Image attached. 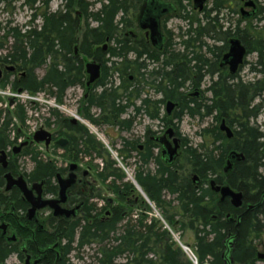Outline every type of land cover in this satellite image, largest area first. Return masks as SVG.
Instances as JSON below:
<instances>
[{"label": "trees", "instance_id": "obj_1", "mask_svg": "<svg viewBox=\"0 0 264 264\" xmlns=\"http://www.w3.org/2000/svg\"><path fill=\"white\" fill-rule=\"evenodd\" d=\"M12 1L0 0L6 4ZM35 1L25 0L24 3L32 6ZM50 1L42 0L44 10L40 29L25 26L21 32L18 27L11 26L10 21L1 28L7 38H14L13 54L8 53L7 58H16L17 63L23 66L31 64L32 67H18L17 72L24 71L25 75H18L12 81L7 75L0 81V87L10 84L13 91L43 92L60 104L68 88L80 87L86 94L79 107L81 116L95 126L115 128L119 133L130 132L136 119L147 117L160 121L163 126H172L177 135L178 124L184 116L210 117L214 123L203 128L201 134L212 137L211 149L204 148L202 144L193 146L183 137L179 156L182 159L177 155L167 163L159 151L155 153L158 145L150 137L156 133L147 126L141 139L121 137L117 156L125 165H129V158L135 159V181L172 229L192 232L194 251L200 262L224 264L221 258L223 241L231 233L236 235L231 252L232 264H256L257 251L253 242L264 234V202L253 210H248L247 205L257 204L264 193V131L254 123L262 107L255 101L264 94L263 30L251 31L247 22L252 17L242 16L233 28L230 25L223 27L217 17L224 8L222 0H215L211 8L203 10L201 19L197 13L188 15L185 12L183 0H173L178 5L177 17L186 21V28L178 35L177 44L182 51L175 50L170 30H164L168 39L158 53L141 38L132 40L124 37L123 30L129 26L126 22L129 7L126 0H61L64 12H49L47 6ZM96 3L99 7L93 10ZM76 10L81 22L79 15L70 16ZM229 10L232 11L230 7ZM263 12L259 7L254 15L264 21ZM90 21L95 22V26H90ZM243 22L247 24L242 27L240 24ZM230 37L241 40L247 55L256 53L257 60L250 71L259 76L257 79L243 80L239 76L241 68L232 75L225 67H219ZM206 40H211L212 44ZM106 41L112 44L103 51L102 45ZM76 43L79 60L70 49ZM48 56L52 62L44 68ZM87 58L101 63L99 78L88 86L84 68ZM59 61L65 66L59 67ZM37 68L44 69L41 77L35 73ZM205 79L207 85L202 89ZM195 89H201L203 98L188 95ZM205 92L210 97H205ZM166 101L176 103L170 117L162 112ZM92 108L99 110L97 116L91 113ZM14 110L13 115L23 124L24 109L17 105ZM3 113L6 112L0 108V119ZM52 115L59 126L58 132L65 133L70 141L64 148L63 158H77L80 153L100 159L101 166L95 167L98 183L109 188L118 201L98 207L96 202L90 203V196H86L80 217L50 221V232L35 234L37 244L63 243L64 261L61 264H72L67 261V255L74 251L79 253L91 245L97 247V264H189L161 220L148 216L150 205L141 197L135 198L133 185L125 180V173L104 145L84 125L72 124L57 111ZM6 116L0 123V149H5L10 143L8 132L12 120ZM222 120L233 129L231 138H227L216 124ZM46 124H50L49 120ZM140 140L142 149L139 148ZM111 146L114 147L113 144ZM233 151L240 153L243 159L234 161L225 172L226 159ZM24 153L33 163L31 172L25 176L31 181L47 180V192H54L52 179L58 170L54 162L42 159L29 147ZM150 164L154 166L152 169ZM185 165L187 169L184 170ZM189 171L192 174L189 175ZM2 173L0 169V177ZM211 179L216 184H225L240 191L242 206L236 209L229 199L219 200L209 186ZM91 196L103 198L100 190ZM0 200L3 202V195H0ZM107 208L109 214L104 215ZM14 252L16 248L6 245L0 237V264ZM77 258L82 259L78 254Z\"/></svg>", "mask_w": 264, "mask_h": 264}, {"label": "rangeland", "instance_id": "obj_2", "mask_svg": "<svg viewBox=\"0 0 264 264\" xmlns=\"http://www.w3.org/2000/svg\"><path fill=\"white\" fill-rule=\"evenodd\" d=\"M88 2H93L94 0H87ZM105 2L106 0H102ZM215 0H208L205 4L206 9H209L212 7V4ZM25 0H13L9 4L0 2V35L2 34L1 28L5 25H7L8 21H10L11 26H16L19 29H21V32L25 30V26L27 25L28 19L31 18L32 13H39L41 14L44 10V6L42 4V0H36L35 3L32 6H29V4L24 3ZM126 2L129 4L128 11L126 14L127 24L131 26H127L126 29L123 31L127 32L129 30H135V16L137 14V1L136 0H126ZM221 2V1H220ZM61 3V0H51L47 6V10L49 12H55L59 8V5ZM185 12L188 13V15L197 13L192 10V0H183L182 1ZM255 3L257 7L264 10V0H255ZM222 6L224 7L217 15L219 18V23L223 25V27L231 26V28L234 27L237 19L240 17L234 10L236 8L239 10V5L235 7V4H233V0H222ZM240 6H242L240 4ZM99 4L96 3L93 6V10L95 8H98ZM228 7H230L231 10L234 11H228ZM35 9H37L35 11ZM249 11L250 9H246ZM192 12V13H191ZM198 14V13H197ZM212 15H215V13H212ZM264 16V12L262 14ZM198 17L201 19V14H198ZM40 22H36V24H39ZM250 25L251 31H262L264 32V21L259 20V17H254L250 19L249 22H247ZM247 23H241L240 26H244ZM186 21H183L179 17H172L170 20L166 23V28L170 30L171 33V40L174 44L175 50L182 51V48L179 47L178 43V35L186 28ZM28 26V25H27ZM90 26H95V23L93 21H90ZM30 27V24L29 26ZM119 28L120 25H119ZM122 32V30H119ZM136 31V30H135ZM208 44H212L211 40H206ZM112 43H109V46ZM128 58H131V55L128 56ZM257 60L256 53H250L246 55L245 62L242 64L241 70L239 71V76L245 80H254L257 79L259 76L253 72L250 71V68L255 65V62ZM85 61L90 62L91 60L85 59ZM154 65V64H153ZM151 65V67L153 66ZM109 66V63H108ZM43 68L35 70V73L38 77H41L43 75ZM115 84L117 85L118 82L116 80V76L113 77ZM207 85V79L204 80L202 83L201 88L203 89ZM13 94H18L16 92L11 91L7 87H0V108L3 109L4 114L1 115L0 123L5 119L7 116L6 114L11 117V125H10V131L9 134V140L15 141L17 143L19 139L25 140L27 137L31 139V136L33 132L38 129L39 127H43L45 130L50 132L51 134L55 135L59 129V126L55 123V118L52 115V112L57 111L63 115V117L71 118L75 117L77 118L78 123L84 125L90 134H92L98 141H100L104 147L107 149L109 153H111V158L118 159L117 166L122 169V171L125 173V180L130 182V179H134V171H135V159L129 158L128 164L125 165L120 161V158L117 156L116 149H119L121 147L122 141L120 140L121 137L127 138V139H141L145 127H149L151 131L157 132L156 135H162L163 132L168 128L172 126H163V124L160 121L157 120H150L148 118H140L136 119L135 123L133 124L132 130L130 133L126 132H118L115 128H108V126H101L100 128L96 127L95 125L91 124L88 120L84 119L80 113L78 112V108L80 107L81 99L84 97V91L80 87H71L68 88L65 91L62 104L57 103L53 97L46 93H39V94H28L25 92H20L17 97H13ZM150 94L153 95V92L150 91ZM205 97H210V94L208 92H205ZM13 97V101L11 104H9L8 99ZM157 97V96H154ZM203 98V94L200 92V95L198 98ZM53 102L55 105L59 106L58 108H55L53 106H50L49 103ZM260 102L262 107L260 114L258 115L257 119L254 121L255 124L260 126V128L264 131V94L255 101V103ZM17 105H20L25 112V120L24 123H20L19 120L15 115H13V112L15 111V107ZM66 111V112H65ZM70 112L69 113H67ZM162 112H165V105L162 106ZM71 113L75 114L71 116ZM91 113L93 115L97 114L98 111H95L94 109L91 110ZM46 120H49V125L46 124ZM88 122L96 131L92 132L91 129L88 127L84 121ZM211 123H214V121L210 117H205L203 119H200L197 117H188L184 116L181 120V122L178 124V134L177 136L181 139L185 137L188 139V141L191 143V145L196 146L198 144H202L204 148L211 149L213 147V141L211 136H206L201 134V130L207 126H209ZM217 125H220L219 122L216 123ZM90 129V130H89ZM233 130V129H232ZM231 130V131H232ZM19 134V136H17ZM98 134L103 136V140L98 137ZM16 139V140H15ZM111 144L114 145V147L111 146ZM142 144V140H140V143ZM29 148L33 150L34 152H37L39 156H41L42 159H49L53 160L57 164H63V161H61V151L60 150H45L43 143L39 144H32ZM155 151V150H154ZM182 152V144L181 147L178 149V159H182L180 156ZM157 153V151H155ZM177 159V160H178ZM18 164L20 165V168L23 169L24 172H28L31 168V161L29 159V156L23 155L19 158ZM93 165H99L101 166V160L96 159L95 162H93ZM154 166L150 164V168L152 169ZM187 169L186 165L184 170ZM189 175L192 174L191 171H189ZM262 173H264V170H262ZM129 176V177H128ZM192 176V175H191ZM190 176V177H191ZM192 178V177H191ZM134 187V185H133ZM106 187H101V197L102 200L97 201V206L104 205L105 199H112V201L117 202L116 195L114 193H111L109 191L105 190ZM134 196L135 198L141 197L140 192L138 189L134 187ZM142 198V197H141ZM143 199V198H142ZM144 200V199H143ZM145 201V200H144ZM148 204V203H147ZM151 212L147 213L148 216H154L157 219H160L161 217L160 212L154 208L151 207ZM133 213H136L134 211ZM162 224H165V226L168 227V231L172 237V240L174 244L180 249V246L178 243H183L189 245L192 249H194L193 246V234L189 230H180L175 231L172 229L166 221L163 219L161 221ZM177 239V240H176ZM178 242V243H177ZM253 244L256 247V251L260 253H264V234H261L259 237H257ZM96 245H91L86 248H83L77 252H71L68 256L69 262L72 264H78V263H84V264H97L96 263ZM77 254L82 257V259L77 258ZM185 258V256H184ZM5 264H22L19 262L14 255L9 256ZM256 264H264V261H258Z\"/></svg>", "mask_w": 264, "mask_h": 264}, {"label": "flooded vegetation", "instance_id": "obj_3", "mask_svg": "<svg viewBox=\"0 0 264 264\" xmlns=\"http://www.w3.org/2000/svg\"><path fill=\"white\" fill-rule=\"evenodd\" d=\"M136 1H137V5H138L137 6V14L135 16V22H136L135 23V25H136L135 30L136 31L135 30H132V31L129 30V31L125 32L123 35H124V37L130 38L132 40H137L138 38L139 39L141 38V39H143V41L146 43V45L148 47H150L152 50H154L158 53H161V51L163 50V47L165 45V42L168 39L167 34L164 31V30H168L166 28V23L170 20V18L177 17V15H178L177 14V11H178L177 2L173 1V0H136ZM207 1L208 0H205L202 9L198 10V9L194 8L193 0H192V10L197 12L198 14H201L203 12V10H206L205 4ZM246 1H248V0H233V4H235V7H236V5L237 6L239 5V8H238L239 10H237L236 8H234V10L240 16L242 15V13H241L242 9L246 12H251L253 10L252 7H245L244 6V3ZM252 1L254 3L255 10L257 11L258 7L255 3V0H252ZM60 4L61 5H59V8L57 9V11L64 12L63 2L61 1ZM161 4H164L166 6V8H163V9L168 10L167 13H164L159 17V27H160L161 34L163 35L164 41H163L162 46L155 47L151 42V38H150L151 31H150V29L147 27L142 28L140 25V22H141L143 15L145 14V12L149 11L148 9H150V11L153 14L160 13L161 10H159V8H160L159 6ZM240 4L242 6H240ZM246 9H250V10L247 11ZM36 10L37 9H35V11ZM232 12L234 13L233 10H232ZM76 15H79L78 17H80V14L77 10L75 11V14L70 15V16H71V18H74V16H76ZM254 17H255V15L252 16V18H254ZM81 21L82 20L80 17L79 22H81ZM36 22H40V23L36 24ZM42 23H43L42 16L39 13H32L31 18L28 19V21H27V25L29 26V24H30L29 28L35 27V28L40 29ZM129 26H131V25H129ZM230 38H237V37H230ZM0 44H1V46H0V81H3L7 75H9V80H11V81L14 80L15 77H17L18 75L24 76L25 75L24 71L17 72L18 67H24L26 69V68H31L32 65L26 64L23 66V65L16 62L17 61L16 58H14V60L7 58L8 53L13 54L12 47L14 44V38H12L11 36L7 38L5 36V30H3L2 34L0 35ZM228 47H229V45H228ZM108 48H109V42L106 41L105 44L102 45V50L107 51ZM245 48H246V46H245ZM70 49H72V52H73V55L75 56V58L77 60H79L80 55H79V50H78V44L76 43V44L72 45ZM227 51H228V49H227ZM227 51H225L224 53H226ZM61 53H65L64 50L63 51L61 50ZM246 55H247V49H246ZM106 57H108V55H106ZM221 57H220V61H219V67H221V68L225 67L226 70H228L227 65H221ZM87 59L94 61V60H92V58H87ZM51 62L52 61H51L50 56L46 57V61H45V64L43 67L44 68L47 67L48 65L51 64ZM94 62H96V61H94ZM96 63H98L100 65V73H101V63H99V62H96ZM58 65H59V67L65 66L64 62H61V61L58 62ZM130 79H131V77H130ZM86 80H87V75H86ZM6 87L11 90L10 84H8V86H6ZM11 91H13V90H11ZM13 92H16V91H13ZM200 92H201V89H195L193 92H190L188 95L192 98H198L200 95ZM83 96L85 97L86 94H84ZM13 97L15 98V96H13ZM13 97L8 99L9 104H11L12 101L14 100ZM166 102L164 104L165 105V114L168 117H170L172 115L175 107L172 109V111L170 113H168L166 110ZM172 102H174V101H172ZM174 105L176 106L175 102H174ZM92 109H94L95 111H98V113H99V110H97L96 108H92ZM77 110L80 113V109L78 108ZM98 113L93 115V116H97ZM123 116H125V115H123ZM145 118H147V117H145ZM222 121H224V120H222ZM10 125H11V123H10ZM10 125H9V131H10ZM96 127H98V126H96ZM98 128H100V127H98ZM108 128H110V127H108ZM58 131H59V129H58ZM58 131L55 135L52 134L51 141L47 146L45 145L44 142H42L45 150L51 149L54 151L56 149V150H60L62 153L61 161H63V164H57L53 160H50V162H54L55 166L58 169L55 172L54 177L52 179V184L55 187L54 192H52V193L47 192V180L42 179L39 181H31L27 176H25V174L30 173L32 168H33V163L31 161L30 157H29V159L31 161L32 166L27 173L24 172L23 169H21L20 165L18 164L19 158L23 155H26L24 153L25 149L30 147L35 142L31 143V139H29V137H27L25 140L19 139V141L17 143H15V141L9 140L10 143L8 144V146L5 149L4 148L0 149V151H4V153H5V162H6L5 167H3L2 163L0 162V169L3 171V173L0 177L2 180V186L0 187V195H3V199H4L3 202H1V200H0V226L5 225L4 233L2 230H0V237L2 238L3 242L6 245L13 246L16 248V252L10 254L9 256L14 255L16 257V259L19 262H21L22 264H34V262H37L36 264H61L64 261L63 252H62V248H61L63 243L59 244L58 241H54V243L39 246L37 244L34 236L37 232H41V231L46 232V233L50 232L51 231L50 226H49L50 221L61 220V219L65 220L66 218L64 216H53L52 211L47 207L42 208V209H38L32 215L29 216L28 215V209H29L30 205L25 200V198L21 194L20 190L18 188H16L15 186L10 188V189H6V180L4 178L6 173H10L13 176V178H15V179L19 176L23 177L24 181L26 182L28 189H32V185L34 183H40L43 199L58 198L59 185H58V181L56 178L57 174H59L63 179L67 178L69 176V174H73L74 175L73 183L66 189V199L64 202L60 203L61 208L68 209V210L73 209L76 206H79L78 209L75 211V214L70 215L67 218L68 220L76 219L83 214L82 211H83V208L85 205L84 203L86 201V196H90L89 201L92 204L95 202L97 203L98 200H102V198L96 199V198H93L95 196H91V195H95L96 190H100V192H101V187H102V185H100V183H98V180L96 178L95 165H93V162H95V160L97 158H94L93 156H87L85 154H80V153H79V157H77V158H75L74 156L69 157L67 159L63 158L64 157L63 155L65 154V151H66L64 148L69 146L70 141H69V139L65 133H63V132L59 133ZM153 132H155V131H153ZM128 133H130V132H128ZM155 133L157 134V132H155ZM163 136H165V135H163ZM174 136H177V135L174 133ZM158 137H161V135H155L153 137H150V139L153 138L155 140V142L158 145V148L155 149V151L160 152V150L162 149V143L160 141L156 140V138H158ZM31 138H32V136H31ZM165 138H166V140L168 139V141L170 142L171 138L169 139V138H167V136H165ZM58 139H65L66 143H64L62 146L58 145V144H56V140H58ZM179 140H180L179 144L181 145L182 141L180 138H179ZM26 141L28 142L26 145L22 146L20 149L15 151V148L17 146H19V144L26 142ZM35 144H39V143H35ZM142 147L143 146L140 144L139 148L142 149ZM45 160L49 161V159H47V158H45ZM71 165H75V166L73 168H71ZM216 185H225V184H216ZM105 190L113 193L107 187ZM14 194H16L15 199H14ZM33 194L35 195L34 190H33ZM106 202L109 203L110 205L113 203L112 199H105V203ZM105 203H104V205H105ZM101 206H103V205H100L98 207H101ZM108 214H109V209L107 208L104 210V215H108ZM239 217H240V215L238 216V218ZM12 237H14V239H12ZM19 255L22 256L21 259L19 258ZM68 256L69 255H67L66 258H67V261L69 262ZM27 257H29L28 262H26ZM5 261L3 264H5ZM258 261H264V259H258L256 262H258Z\"/></svg>", "mask_w": 264, "mask_h": 264}, {"label": "water", "instance_id": "obj_4", "mask_svg": "<svg viewBox=\"0 0 264 264\" xmlns=\"http://www.w3.org/2000/svg\"><path fill=\"white\" fill-rule=\"evenodd\" d=\"M205 0H193V5L195 9L201 10L203 7ZM245 7H252L253 10L251 12H246L243 9L241 10L242 17L243 18H249L255 13V7L252 0H248L244 3ZM160 13L153 14L150 9L149 11H146L143 15L140 25L142 28H149L151 31L150 38L151 42L155 47H160L163 44L164 38L161 34L160 27H159V17L167 13L166 6L164 4H161L159 6ZM228 51L224 53L221 57V65H227L228 71L230 74H235L238 70V68L243 64L244 57L246 56V48L241 43V41L238 38H230L228 40ZM85 72L88 74V81L87 85L93 83L96 79L99 78L100 75V65L94 61L87 62L85 64ZM19 92L21 89L18 90ZM174 102L167 101L166 102V110L168 113L172 111L174 108ZM70 122L72 124H75L77 122V118L73 117L70 119ZM220 130L224 131L226 133V137L230 138L232 137V131L231 129L225 124L224 121H221L220 123ZM166 134L169 136L168 138H171V142L166 140L165 136L163 139H160V142L162 143V156L167 160V162L171 163L174 158L177 156V149L179 147V139L174 137V132L172 129H168L166 131ZM52 138V134L45 130L43 127L38 128L32 138L31 143H42L44 142L47 146ZM167 141V142H166ZM28 142H23L19 144L15 148V151L20 149L22 146L26 145ZM66 143L65 139H58L56 140V144L63 145ZM169 143V144H168ZM0 162L2 163V166H6L5 162V153L4 151H0ZM239 159H243L237 154L236 152H231L226 160V166L224 168V171L227 172L234 161H238ZM75 165H71V168H73ZM6 180V189H10L12 187H16L20 190L21 194L25 198V200L29 203L30 207L28 209V215H32L36 210L42 209V208H49L52 211L53 216H64L66 219L70 215H74L75 211L78 209L79 206L74 207L73 209H63L60 207V203L64 202L66 199V189L73 183L74 175L69 174V176L65 179H63L59 174L56 175L59 190H58V198L55 199H43L42 198V191H41V184L40 183H34L32 185V189H28L26 182L24 181L23 177L19 176L16 179L13 178V176L10 173H6L4 176ZM130 182L134 185L136 189L141 193V195L146 199V196L141 188L138 186L136 181L134 179H130ZM210 187L213 191L217 192L220 196V200L223 199H229V202L232 207L238 209L242 206V193L240 191H236L229 187L228 185H216L214 180L212 179L210 181ZM33 190L35 191V195L33 194ZM264 202V193L260 199V201L255 205H248L249 210H253L257 208L261 203ZM240 218V217H239ZM238 218V219H239ZM238 221L236 223V226H238ZM0 230L5 231V225L0 226ZM236 235L229 233L227 238L223 241V247L224 251L222 252V258L224 259L225 264H232V256L231 252L233 251V241L235 239ZM14 239V237H12ZM257 257L259 259H264V253H258ZM29 257H27L26 262H28ZM37 262H34L36 264Z\"/></svg>", "mask_w": 264, "mask_h": 264}, {"label": "bare ground", "instance_id": "obj_5", "mask_svg": "<svg viewBox=\"0 0 264 264\" xmlns=\"http://www.w3.org/2000/svg\"><path fill=\"white\" fill-rule=\"evenodd\" d=\"M27 26V25H26ZM49 105L50 106H53V107H55V108H58L59 109V106H57V105H55V103H53V102H50L49 103ZM60 110V109H59ZM66 112V111H65ZM67 113H69L70 114V112H68L67 111ZM73 115H75V114H73V113H71V116H73ZM84 123H86L87 125H88V127L91 129V131L92 132H95L96 133V131H95V129L88 123V122H86V121H84ZM89 129V130H90ZM168 129H172L171 127H168L164 132H163V134L161 135V137H158V138H156V140L157 141H160V139H163L164 138V136L163 135H165V136H167V138L169 137L167 134H166V131L168 130ZM219 129H220V125H219ZM37 130V129H36ZM35 130V131H36ZM34 131V132H35ZM172 131L174 132V130L172 129ZM34 132H33V134H34ZM222 132H224V131H222ZM175 133V132H174ZM225 133V132H224ZM33 134H32V136H33ZM225 135H226V133H225ZM98 137L100 138V139H102L103 140V136H101L100 134H98ZM174 137H176V138H178L179 139V137H177V136H174ZM231 138V137H230ZM30 139V138H29ZM170 139V138H169ZM170 142H171V140H170ZM180 143V140H179V142H178V144ZM180 148V144H179V147H178V149ZM178 149H177V155H178ZM233 152H235V151H233ZM237 153V152H236ZM159 154L161 155V157H162V159L165 161V162H167V160L165 159V158H163V156H162V149L160 150V152H159ZM237 154H239V156L240 157H242V155L240 154V153H237ZM175 159V158H174ZM227 160V159H226ZM167 163H169V162H167ZM226 166V165H225ZM129 177V176H128ZM194 179H196V177L194 176ZM131 183V182H130ZM132 184V183H131ZM141 190V189H140ZM215 192V191H214ZM215 193H217V192H215ZM141 194V193H140ZM218 194V193H217ZM248 205H250V204H248ZM248 205H247V207H248ZM248 209V208H247ZM249 210V209H248ZM229 234V233H228ZM227 238V237H226ZM177 240V239H176ZM178 243V242H177ZM178 245L180 246V248L182 247V246H188V247H190L189 245H187V244H183V243H178ZM191 248V247H190ZM193 251H194V249H193ZM181 252H182V254H183V256H185V259L189 262V259H188V257H187V254H188V252H183L182 251V248H181ZM221 258H222V254H221ZM197 259H198V257H197ZM223 259V258H222ZM223 262H224V259H223ZM204 263H207V264H209L207 261H204V262H201L200 264H204ZM189 264H191V263H189ZM224 264H225V262H224Z\"/></svg>", "mask_w": 264, "mask_h": 264}, {"label": "built area", "instance_id": "obj_6", "mask_svg": "<svg viewBox=\"0 0 264 264\" xmlns=\"http://www.w3.org/2000/svg\"><path fill=\"white\" fill-rule=\"evenodd\" d=\"M13 96L17 97L18 94H13ZM181 248H182V251H183L184 253H185V252H188L187 257H188L189 262H190L191 264H200V262H199L198 259H197L196 254L194 253V251H193L190 247L184 245V246H182ZM204 264H207V263H204Z\"/></svg>", "mask_w": 264, "mask_h": 264}]
</instances>
